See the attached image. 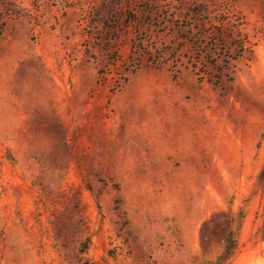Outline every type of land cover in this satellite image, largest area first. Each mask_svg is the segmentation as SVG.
<instances>
[{
  "label": "rangeland",
  "instance_id": "obj_1",
  "mask_svg": "<svg viewBox=\"0 0 264 264\" xmlns=\"http://www.w3.org/2000/svg\"><path fill=\"white\" fill-rule=\"evenodd\" d=\"M263 170L264 0H0V264H264Z\"/></svg>",
  "mask_w": 264,
  "mask_h": 264
},
{
  "label": "trees",
  "instance_id": "obj_2",
  "mask_svg": "<svg viewBox=\"0 0 264 264\" xmlns=\"http://www.w3.org/2000/svg\"><path fill=\"white\" fill-rule=\"evenodd\" d=\"M261 176H264V170L261 172ZM235 249L236 248H235V245H234V241H232V239H230L228 241V244L226 246V249H225L224 254H223L221 259L225 260V259L231 257L233 252L235 251Z\"/></svg>",
  "mask_w": 264,
  "mask_h": 264
}]
</instances>
